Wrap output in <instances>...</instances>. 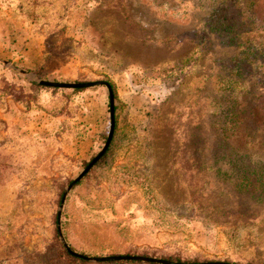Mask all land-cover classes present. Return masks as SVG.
<instances>
[{"label": "rangeland", "instance_id": "rangeland-1", "mask_svg": "<svg viewBox=\"0 0 264 264\" xmlns=\"http://www.w3.org/2000/svg\"><path fill=\"white\" fill-rule=\"evenodd\" d=\"M0 21L29 74L0 62V264H82L59 209L111 129L107 86L39 80L117 92L68 246L264 264V0H0Z\"/></svg>", "mask_w": 264, "mask_h": 264}, {"label": "trees", "instance_id": "trees-1", "mask_svg": "<svg viewBox=\"0 0 264 264\" xmlns=\"http://www.w3.org/2000/svg\"><path fill=\"white\" fill-rule=\"evenodd\" d=\"M232 29L234 31H240L244 28V23L241 21V19L237 18L236 22L232 21ZM213 30L217 31V28L215 26H212ZM173 67L167 68L165 69L166 71H172ZM161 70V69H160ZM163 71V69L161 70ZM172 75V73L170 74V76ZM109 82V84L111 85V88L114 91L115 97L117 96V92H116V87L115 84L110 81V80H106ZM82 82H86V81H82ZM34 86L36 87H46L43 85H39L37 83H33ZM82 88H75L73 91H81ZM117 107L115 106V120H116V125L115 128L117 126ZM244 155V154H241ZM106 155L103 156L100 159V163L103 162V160H105ZM58 224V222H57ZM62 227L64 229V225L62 224ZM57 236L60 237L59 234V230L57 228ZM61 249L57 254V257L59 256L62 259H65L66 257L70 258V259H75L78 262H81L82 264H142V263H148V264H158V263H152V262H144L141 260H108V261H97V262H92L90 260H88L86 257H106V256H148V257H152V258H160V259H164V260H170V261H174V262H182V263H198V262H206V260H200L198 257H191V256H182L181 254H177V253H171V252H164V251H158L155 249L149 250V249H144L142 251H131V250H127L125 252H118V253H108V254H100V255H94V256H89L88 253L83 252V251H79L76 250L75 248H73L71 245H69L71 247V251L67 250L65 248V246L63 245L62 242H59ZM78 253V254H75ZM80 254V255H79ZM251 264H263V263H251Z\"/></svg>", "mask_w": 264, "mask_h": 264}, {"label": "water", "instance_id": "water-1", "mask_svg": "<svg viewBox=\"0 0 264 264\" xmlns=\"http://www.w3.org/2000/svg\"><path fill=\"white\" fill-rule=\"evenodd\" d=\"M0 62H3L4 64L8 65L11 69L17 70L18 72H20L24 75H29L28 72H26L20 68H16L14 65H11L8 60H4V59L0 58ZM39 82L42 84H45V85L64 87V88L90 87V86H94V85H105L109 89L110 109H111V111H110V113H111V129H110V133L108 136V140H107L104 148L101 150V152L97 156H95V158L89 163V165L84 169V171L74 180L73 183H76L104 155V153L106 152V150L108 149V147L110 146V143L112 141V138L114 135V129H115V107H114L115 97H114L113 89L111 88V85L106 81H96V82H89V83H59V82H52V81H47V80H39ZM73 183L67 187V189L63 195L62 203H61V206L59 209V221H58V224H59L58 228H59L61 240H62L63 244L66 246V248L70 251H71V249L68 246V244H67V242L63 236L62 228L60 226V222H61V215H62L64 202L66 200V197H67L69 190L72 188ZM75 254H78V253H75ZM86 258L88 260L94 261V262L108 261V260H120V259L121 260H127L128 259V260H141L144 262H152V263H158V264H231V263H180V262H174V261H169V260H164V259H159V258H152V257H148V256H106V257H86Z\"/></svg>", "mask_w": 264, "mask_h": 264}, {"label": "crops", "instance_id": "crops-1", "mask_svg": "<svg viewBox=\"0 0 264 264\" xmlns=\"http://www.w3.org/2000/svg\"><path fill=\"white\" fill-rule=\"evenodd\" d=\"M9 39H10L9 33L8 31H6L5 28L1 29V21H0V42L6 41V40L8 41ZM13 54H12V51H10L8 48L0 47V56L8 59L12 57Z\"/></svg>", "mask_w": 264, "mask_h": 264}]
</instances>
